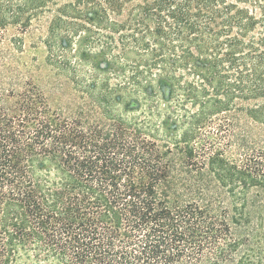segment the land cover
<instances>
[{
	"label": "trees",
	"instance_id": "1",
	"mask_svg": "<svg viewBox=\"0 0 264 264\" xmlns=\"http://www.w3.org/2000/svg\"><path fill=\"white\" fill-rule=\"evenodd\" d=\"M46 11L75 105L0 60V264H264V0H0V49Z\"/></svg>",
	"mask_w": 264,
	"mask_h": 264
},
{
	"label": "rangeland",
	"instance_id": "2",
	"mask_svg": "<svg viewBox=\"0 0 264 264\" xmlns=\"http://www.w3.org/2000/svg\"><path fill=\"white\" fill-rule=\"evenodd\" d=\"M50 24V13L48 11L40 13L32 20H24L21 24H12L4 30L5 43L0 49V60H8L11 65L18 68L22 73L18 78L33 77L41 85L53 107H61L69 113L74 109L75 102L70 103L71 98L66 85L59 89L60 83H65V78L58 79L53 75L54 70L48 65V27ZM13 39L14 43L11 42ZM66 92H63L65 91ZM237 126L238 135L233 142L229 153L235 155L242 147V138L245 123L249 125V139L262 137L263 131L253 121L245 117L239 119ZM243 128V129H242ZM241 129V130H240ZM240 130V131H239ZM240 132H242L240 134ZM245 217L241 223L234 225L235 233L238 235L251 237V242L262 246L264 252V191L253 189L249 193L245 204Z\"/></svg>",
	"mask_w": 264,
	"mask_h": 264
}]
</instances>
